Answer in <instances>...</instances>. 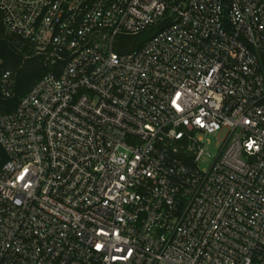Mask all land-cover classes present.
<instances>
[{
  "label": "built area",
  "instance_id": "built-area-1",
  "mask_svg": "<svg viewBox=\"0 0 264 264\" xmlns=\"http://www.w3.org/2000/svg\"><path fill=\"white\" fill-rule=\"evenodd\" d=\"M0 17L50 69L0 115V264H264V0H0ZM13 86L3 71L0 97Z\"/></svg>",
  "mask_w": 264,
  "mask_h": 264
},
{
  "label": "trees",
  "instance_id": "trees-1",
  "mask_svg": "<svg viewBox=\"0 0 264 264\" xmlns=\"http://www.w3.org/2000/svg\"><path fill=\"white\" fill-rule=\"evenodd\" d=\"M153 34V31L148 30L135 37L122 38L123 44L118 48V51L129 52L139 48ZM0 60L2 62L0 74L3 71H10L14 85L11 98L2 99L0 97V115H4L14 112L20 100L50 69L44 66L42 57L35 55L33 46L5 32L1 17Z\"/></svg>",
  "mask_w": 264,
  "mask_h": 264
},
{
  "label": "rangeland",
  "instance_id": "rangeland-1",
  "mask_svg": "<svg viewBox=\"0 0 264 264\" xmlns=\"http://www.w3.org/2000/svg\"><path fill=\"white\" fill-rule=\"evenodd\" d=\"M222 137L223 135L217 134L209 137L211 147H208L207 152L210 153L212 156L216 155L217 149L221 145Z\"/></svg>",
  "mask_w": 264,
  "mask_h": 264
}]
</instances>
